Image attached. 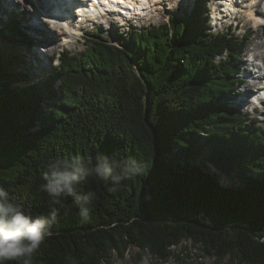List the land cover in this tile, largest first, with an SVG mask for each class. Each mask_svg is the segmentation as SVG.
<instances>
[{"label":"trees","instance_id":"16d2710c","mask_svg":"<svg viewBox=\"0 0 264 264\" xmlns=\"http://www.w3.org/2000/svg\"><path fill=\"white\" fill-rule=\"evenodd\" d=\"M201 9L129 28L118 44L94 32L40 81L34 52L0 42V183L27 209L47 212L40 186L54 159L141 167L119 185L86 178L87 218L61 198L32 264H113L132 248L139 264L167 261L184 240L214 261L264 264V119L229 102L251 31L214 33ZM27 19L13 11L0 35Z\"/></svg>","mask_w":264,"mask_h":264},{"label":"rangeland","instance_id":"374dc122","mask_svg":"<svg viewBox=\"0 0 264 264\" xmlns=\"http://www.w3.org/2000/svg\"><path fill=\"white\" fill-rule=\"evenodd\" d=\"M3 2H0V27H2L3 24H5L8 20H10L12 12L10 9L17 8V5L15 4V0H2ZM46 0H24L21 8V12H28L27 18L31 17V20L27 19V21H21L22 24H20L21 29L17 30V32L14 33L12 36L7 35H0V42H3L2 46H11L12 48H15L17 51V54L20 55L21 51L23 50L25 53L26 58L28 59L31 50L35 53V62L30 58V67L34 65L35 69H33V75L35 76L34 79L42 80V76L40 74L37 75V73H41V68L44 67V73H47L49 71V66H55L58 63V59L54 60H48L47 59V53L49 54V50L52 49V52L57 53L61 49L65 48L73 53L80 52L85 48L86 39L90 38V36L93 34L91 29L96 30V32L103 36H108L113 40L114 42H117L116 38L117 36H121L122 33L124 36H126V33L129 28H133L134 26L140 27L142 25H150V24H158L163 20H167L168 16L172 13L176 16H183L185 12L190 10L193 7L194 0H171L166 3H158L155 4L153 7L150 8L149 11H147V14L144 17H138V18H132L128 19L126 17H114L111 16L103 17L102 22L98 21L95 23L97 25L96 28L91 25V23L86 24L84 28L78 31L77 35H74L69 30L67 33H63L64 30L59 29L57 26L51 27L48 22H46V18H49L50 13L43 10V4H45ZM263 0H259V2L255 5V8L259 14L264 15V6L262 3ZM4 3V4H3ZM4 8H3V7ZM24 6V7H23ZM205 6H210V1H204L202 9L205 8ZM8 12H7V8ZM25 8V9H23ZM27 8V9H26ZM3 9V10H2ZM6 9V11H4ZM26 10V11H24ZM43 10V11H42ZM204 14L201 15L203 17ZM245 11L240 12L235 17H225L226 24H216L213 25V22L211 19L208 22L207 27L210 28V30L214 33L222 32V31H235L236 34L242 35L244 31H250V39H249V46L243 52L241 55L239 61L243 63V73L245 74L248 70L251 72V75H248L247 81L242 87V90L247 89L249 91V82L252 84V91L253 87L256 84H259L260 78H255L253 74L254 69L255 71L258 68H255L256 60L254 54L260 50L264 52V38L262 37V27L260 25L255 24L251 19L247 17ZM262 16V15H261ZM264 17V16H263ZM111 19L113 20V23H111ZM220 21V20H219ZM252 21V22H251ZM232 22V26L228 27V23ZM264 22V21H263ZM31 23H35L36 25H33ZM42 24L43 27H40L38 24ZM237 23V26L235 24ZM88 25V26H87ZM5 26V25H3ZM49 26L51 28H49ZM6 29V28H5ZM51 29H54L53 31ZM68 30V29H67ZM45 31V32H43ZM43 32V33H41ZM24 33V34H23ZM22 35L21 37H18L16 39L17 35ZM34 37V39L32 38ZM24 40H23V39ZM29 40L32 41V43ZM45 41H50L51 47L49 48L46 44H40ZM9 42V43H8ZM28 43L29 45H27ZM36 46V48L34 47ZM38 47V48H37ZM256 51V52H255ZM51 52V53H52ZM32 54V53H31ZM247 59L252 60L253 59V65L248 63ZM44 60V61H43ZM44 64H41V63ZM260 62V61H258ZM34 63V64H33ZM253 68V69H252ZM31 73V69H28ZM264 74V73H263ZM253 77V79H252ZM262 78V75H261ZM238 91H240L238 89ZM237 104V103H236ZM239 107L242 111H246L248 109L251 110L250 114L253 118H258L260 121L264 119V105L262 103L258 104V109H255L253 111L252 106H255V104L251 103L249 99V95L243 96V100L240 103H238ZM41 106L44 109L49 108L48 105L45 103H41ZM264 126V125H263ZM135 249H131L130 251L126 252V255L124 258H119L117 255L114 254L113 256V264H139L133 257ZM144 264H231L228 259H224L221 262L214 261V258H210L200 251L197 245L193 244L190 240H184L179 245L172 247V255L167 261H159L155 260L154 258L150 256H146ZM107 264V263H103Z\"/></svg>","mask_w":264,"mask_h":264},{"label":"clouds","instance_id":"9594fccd","mask_svg":"<svg viewBox=\"0 0 264 264\" xmlns=\"http://www.w3.org/2000/svg\"><path fill=\"white\" fill-rule=\"evenodd\" d=\"M140 171L139 163L129 157L116 161L102 158L92 164L76 155L54 159L44 172L40 186L48 198V209L37 214L0 183V264H32L34 254L57 222L56 205L61 203V198L73 196L79 215L87 218L93 194L78 191L86 178L94 176L119 185L124 178Z\"/></svg>","mask_w":264,"mask_h":264},{"label":"bare ground","instance_id":"6f19581e","mask_svg":"<svg viewBox=\"0 0 264 264\" xmlns=\"http://www.w3.org/2000/svg\"><path fill=\"white\" fill-rule=\"evenodd\" d=\"M55 1V0H54ZM145 3H146V0H143ZM22 2H24V0H22ZM57 3H59L58 1H56ZM241 3V4H240ZM240 3H238L237 5H235L236 6V8H238V9H240L241 7H242V3H243V7H245V12H246V14L249 16V18L255 23V24H258V23H260L261 21L263 22L264 21V17L263 16H261V14H259V12L256 10V9H254L255 8V5H256V3L255 4H253L254 3V1L252 0H241L240 1ZM150 6H152L151 4H149ZM3 7V6H2ZM24 7V6H23ZM4 8V7H3ZM13 8V7H12ZM23 9H25V8H23ZM27 9V8H26ZM233 9H235V8H233ZM43 10H46V5L45 4H43ZM42 10V11H43ZM26 13H28V12H26ZM57 16H59V14L57 15ZM32 17V16H31ZM31 17H29V19L31 20ZM217 17H222V14H221V12H218L217 11V14L215 15V18H217ZM28 19V20H29ZM47 20H46V22H48L49 24H51V22H53V19L51 18V17H49V18H46ZM31 24H33V25H36L35 23H31ZM40 27H43L42 26V24H38ZM65 27V30H64V32L63 33H67V29H70V30H72V32H74L73 30H77L78 28H74V27H71V26H69V25H67V26H64ZM43 32H45V31H43ZM49 51H51L52 52V49L51 50H49ZM256 52V51H255ZM254 56H255V59H257V61H261L262 63H263V65H264V52H263V50L262 51H260V50H258L255 54H254ZM44 61V60H43ZM258 67V69L256 70V71H254L255 73H257V75H254L255 76V78H257V76L258 77H260L261 75H262V79L260 80L261 82H259V84H256L254 87H253V91H252V89H250V88H252V84H249V92H251V93H253L254 95H257L259 92H261V91H263L264 90V82H263V79H264V74H263V72H264V70L262 69V67L257 63V64H255V66L254 67Z\"/></svg>","mask_w":264,"mask_h":264}]
</instances>
